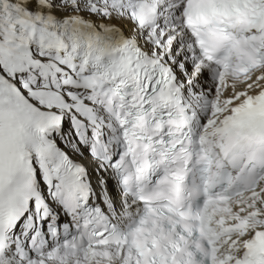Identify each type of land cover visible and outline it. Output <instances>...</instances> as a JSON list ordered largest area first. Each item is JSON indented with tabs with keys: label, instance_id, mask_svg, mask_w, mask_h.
<instances>
[{
	"label": "snow or ice",
	"instance_id": "obj_1",
	"mask_svg": "<svg viewBox=\"0 0 264 264\" xmlns=\"http://www.w3.org/2000/svg\"><path fill=\"white\" fill-rule=\"evenodd\" d=\"M0 264H264V0H0Z\"/></svg>",
	"mask_w": 264,
	"mask_h": 264
}]
</instances>
